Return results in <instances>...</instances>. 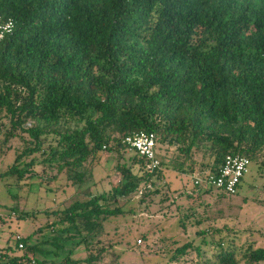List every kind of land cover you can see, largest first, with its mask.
<instances>
[{"label":"trees","instance_id":"trees-1","mask_svg":"<svg viewBox=\"0 0 264 264\" xmlns=\"http://www.w3.org/2000/svg\"><path fill=\"white\" fill-rule=\"evenodd\" d=\"M0 16L14 24L0 41L2 135L28 137L0 179L19 181L34 165L55 163L80 183L75 171L98 162L102 150L116 155L119 176L110 192L22 214L46 219L28 238L50 234L53 250L20 239L25 252H0L2 264H101L105 248L91 247L101 223L123 214L119 198L148 193L161 175L121 144L125 136L152 134L155 152L157 143L175 147L181 162L159 165L180 173L194 151L206 152L212 161L198 177L226 155L256 162L264 154V0H0ZM68 124L80 128L62 130ZM34 154L45 157L23 161ZM68 241L83 244L86 257L71 260L68 250L60 261L46 258ZM174 252V264L202 255L191 243ZM202 264H264V247L220 239Z\"/></svg>","mask_w":264,"mask_h":264},{"label":"rangeland","instance_id":"rangeland-1","mask_svg":"<svg viewBox=\"0 0 264 264\" xmlns=\"http://www.w3.org/2000/svg\"><path fill=\"white\" fill-rule=\"evenodd\" d=\"M7 126V120L0 114V173L11 165L15 155L28 143V137L19 131L5 139L2 133ZM79 128L68 124L62 130L69 132ZM54 138L51 133L45 137L50 142ZM44 147L45 144L43 150ZM156 149L155 156L162 163L175 166L183 158L173 146L157 143ZM102 151L98 162L88 161L75 171L83 176L80 183L71 179L69 170L57 171L55 163L34 165L31 167L34 175L19 181L0 179V252L9 257L25 252L24 246L20 250L15 249V236L41 250H53L49 244L50 234L43 232L28 238L47 222L46 219L37 215L36 218L24 217L22 214L67 207L75 201L110 192L119 181L114 171L117 158L114 153ZM122 155L126 159L131 154L126 152ZM44 157L34 154L23 158V161L28 163L33 159L37 163ZM211 161L206 152L198 150L192 153V165L189 161L183 163L186 172L187 168H192L189 173L172 170L164 163L160 165L161 175L154 180L155 186L151 191L142 196L136 193L119 198L117 205L123 214L101 223L96 238L91 240V247L105 248L99 263L174 264L171 260L174 251L185 243H191L200 247L202 255L197 257L190 252L178 258L179 264L190 260L202 264V260L211 257L220 239L237 246L252 244L264 247V154L256 162L250 161L233 196L219 195L213 188L207 193L202 189L194 191L192 177L207 171ZM179 221L183 222V228ZM202 240L207 245H203ZM68 250L71 251L68 256L71 260L84 259L87 255L83 244L77 246L75 241H68L63 243L62 250L57 251V257L49 255L46 258L60 261ZM35 257L42 258L37 254Z\"/></svg>","mask_w":264,"mask_h":264},{"label":"built area","instance_id":"built-area-1","mask_svg":"<svg viewBox=\"0 0 264 264\" xmlns=\"http://www.w3.org/2000/svg\"><path fill=\"white\" fill-rule=\"evenodd\" d=\"M14 28L13 21L0 16V41L11 35ZM121 144L128 151L134 152L142 157L147 163L148 171H157L160 169L159 161L154 153V136L142 131L125 136ZM250 162L247 158L238 155H226L218 169L212 174H205L203 177L193 176L192 184L198 188L214 189L219 195L233 196L236 194L237 186L242 177L247 172ZM17 242V249H22L19 243L20 237H14ZM0 256V264H2Z\"/></svg>","mask_w":264,"mask_h":264}]
</instances>
